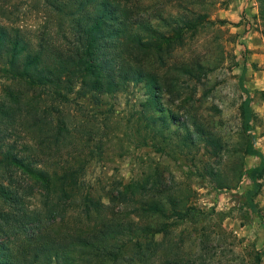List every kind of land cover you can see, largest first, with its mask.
I'll list each match as a JSON object with an SVG mask.
<instances>
[{
  "label": "trees",
  "instance_id": "16d2710c",
  "mask_svg": "<svg viewBox=\"0 0 264 264\" xmlns=\"http://www.w3.org/2000/svg\"><path fill=\"white\" fill-rule=\"evenodd\" d=\"M24 3L0 0V264H152L159 233L152 224L184 221L195 208L180 204L154 164L120 182L105 204L85 180L105 142L93 140L90 120L68 111L78 93L100 107L110 87L143 83L155 109L164 86L193 73L173 64L159 82L155 66L175 40L160 25L182 37L209 11L197 2L185 27L175 28L180 16L144 17L133 0H31L41 24L28 29L19 25Z\"/></svg>",
  "mask_w": 264,
  "mask_h": 264
},
{
  "label": "rangeland",
  "instance_id": "374dc122",
  "mask_svg": "<svg viewBox=\"0 0 264 264\" xmlns=\"http://www.w3.org/2000/svg\"><path fill=\"white\" fill-rule=\"evenodd\" d=\"M23 1L19 25L36 29L41 14L29 8L31 0ZM133 1L144 17L180 16L172 22L175 28L185 27L183 21L193 17L197 2H204L209 16L197 31L185 29L182 37L160 25L175 40L166 48L163 63L155 66L159 82H164L173 64H189L193 73L177 77L174 87L164 86L155 109H148L144 83L110 87L100 107L79 93L74 96L77 100L68 112L79 122L90 120L93 140L102 139L107 149L104 158L88 166L86 184L108 204L107 196L120 182L141 178L154 164L158 177L180 204L195 209L184 221L174 218L168 224H152L159 230L153 239L152 264H163L166 259L170 264H264V62H258L259 56L264 57V20L260 1ZM253 80L263 86H250ZM4 85L0 77V93ZM248 102L249 114L245 113ZM80 128L85 130V126ZM221 184L229 188L222 189ZM38 200L36 196L35 204Z\"/></svg>",
  "mask_w": 264,
  "mask_h": 264
},
{
  "label": "crops",
  "instance_id": "0c3cea01",
  "mask_svg": "<svg viewBox=\"0 0 264 264\" xmlns=\"http://www.w3.org/2000/svg\"><path fill=\"white\" fill-rule=\"evenodd\" d=\"M249 47V46H248ZM260 57V59H263V60H258V62H260V63H263L264 62V57L263 56H259ZM253 62H256V61H253ZM257 63V62H256ZM248 65H250V64H248ZM255 78H258V74H256L255 75ZM263 84H264V82H263ZM263 84H262V86H263ZM250 86H253L254 88H261L262 86H260V83L259 82H257L256 80H253V82L252 83H250Z\"/></svg>",
  "mask_w": 264,
  "mask_h": 264
}]
</instances>
